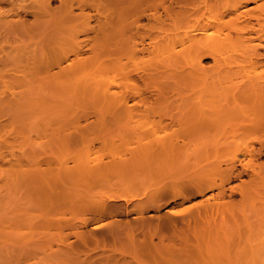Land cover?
<instances>
[{
  "label": "bare ground",
  "instance_id": "obj_1",
  "mask_svg": "<svg viewBox=\"0 0 264 264\" xmlns=\"http://www.w3.org/2000/svg\"><path fill=\"white\" fill-rule=\"evenodd\" d=\"M18 1L0 0V75L20 73L24 90L5 100L0 97V109L18 110L28 100L37 107L51 104L44 100L52 90L47 91L50 83L58 86L59 91L53 90L56 98L93 97L95 87L64 85L90 67L109 62L113 91L109 101L96 102L110 110L111 138L129 153L127 168L81 165L51 176L49 194L39 202L85 212L78 225L58 223L69 230L63 229L60 242L71 247L68 239L73 236L84 248L79 251L84 264H103L101 259L108 264L123 248L137 261L149 256L158 263L209 264V249L226 241L232 205L225 198L237 190L246 199L264 189V162H259L264 139L245 140L249 133L264 134V0H59L57 8H52L53 0ZM27 16L33 23L26 22ZM76 26L79 30L72 32ZM38 30L53 36L36 38L30 54L17 55V40ZM88 33L93 36L79 41L73 59L57 47ZM146 58L151 65L147 71L136 63L128 66V60L141 64ZM137 116L160 120L146 127ZM165 116L167 122L161 120ZM78 120L68 132L58 126L61 132L44 147L69 150L85 142L88 124ZM232 148L243 150L246 158L223 164L216 160ZM47 157L41 161L49 166ZM234 181L242 184L228 186ZM100 186H126L141 197H90ZM197 196L204 199L183 210L173 208ZM167 207L174 210L146 216ZM132 214L133 220L121 219ZM107 219L112 220L95 225ZM89 225L91 230H82ZM21 237L19 230L0 231V244H14ZM0 253L9 254L6 248Z\"/></svg>",
  "mask_w": 264,
  "mask_h": 264
},
{
  "label": "rangeland",
  "instance_id": "obj_2",
  "mask_svg": "<svg viewBox=\"0 0 264 264\" xmlns=\"http://www.w3.org/2000/svg\"><path fill=\"white\" fill-rule=\"evenodd\" d=\"M25 1L28 2V0ZM18 2H21V0ZM59 5V0H53L51 2L52 8ZM25 19L28 24H31L30 21H34L32 20V16H27ZM145 22L144 20L143 23ZM91 23L94 24L95 21L93 20ZM79 28L78 26L74 27V31L72 32L79 30ZM41 31L42 33H40ZM37 32H35V35L33 34L34 36H31L32 34L22 35V38L17 40V55L30 54L31 51L29 49L32 50L35 47L33 44L40 40V38H43L42 35H44V37L49 35L44 34V30H40V32L38 30ZM54 35L59 36L60 34L54 33ZM52 36L53 34L51 35L50 33L48 37ZM89 36L91 37L93 34H79L77 38L73 40L67 38V41L62 43L63 46L60 44L57 45V47L61 46L62 52L68 54L70 59H73L72 53L77 50L79 41ZM36 38H38V40ZM26 45L28 46L26 47ZM87 45H89V43ZM86 51L87 52L83 54L84 56L89 53L88 50ZM16 54L15 52L13 53V55ZM1 55H4V53ZM146 60L147 61L141 64H139L138 61L133 62V60H128L127 63L130 68L135 67L136 63L137 68L140 67L147 71L151 68V65L148 58H146ZM126 61L125 58L122 59V62ZM207 63H209V61H207ZM87 71L88 70L79 73V77H75L74 80L72 79L71 82L73 84L67 85L71 83L69 81L65 83L64 86L71 88L75 84L79 85V87H95L98 91L93 97L87 95L86 98H78L76 100V98L64 95L63 97L56 98L57 95L55 92L53 93V90L56 89L59 91V89H57L58 86H56L55 83H50L51 85H48L52 88L49 86L50 89L47 91L52 90L51 92H46V95L49 93L50 95L48 94V96L51 97L44 96V100L46 103L50 102L51 104L37 107L32 103V100H28L29 102L27 101L28 103L26 106L18 110L0 109V231H9L12 229L19 230L22 233V237L17 239L14 244L6 246L0 244V249L6 248V251L9 252V254L0 253V264H84L83 260L85 257L79 252L84 248L79 245L73 236H69L68 239V242L72 243L71 247L63 245L60 242L63 236L62 231L65 229L64 231L68 232L69 230L64 228V225L60 226L58 224L66 223L68 225H78L85 213L84 210H80V208L58 210L57 207L43 205L39 201L46 193L49 194L48 185L53 182L51 176L56 174L59 169H65L66 167L74 168L81 165L93 166L97 164L110 168V170L116 167L127 168L129 166L127 162L129 158L128 151L120 147L118 142L111 138L112 133L111 130L108 129L110 126V119H108L110 118V110L103 109L104 104H100L103 101H109L113 91L112 65L106 62L104 66L95 65V67L89 68L91 72ZM8 74L7 76L4 74V76L0 75V97L4 98V100L7 99V96L11 98L14 94L18 96L24 90V85L22 86L24 81L21 74ZM12 75H14V78ZM80 75H82V77H80ZM19 77H21L22 82ZM17 80H19L20 83ZM18 85H20V87ZM59 86H62L61 88L64 87L62 84H59ZM51 93L55 95V98L54 95L52 97ZM44 100L42 101L45 102ZM96 101H101L99 104L102 107L98 105ZM104 110L107 115L103 112ZM100 112H102L101 115ZM83 116H86V118ZM103 118L104 120L107 119L108 124L106 120H102ZM59 119L62 121L61 123H57ZM99 119L103 126L100 125L101 123H98ZM136 119L139 121L144 119L147 122L146 127L154 126L160 120L159 117L156 116L148 117L147 119L142 116H137ZM76 120L82 125L86 124L87 121L88 125H86V127L88 131L85 132L87 137L85 142L80 141L70 147L69 150H65L58 146L57 149L54 144H51L54 147H50V145L44 147V145H47L46 141L48 138L50 139L55 133H59L58 131L60 129H57L58 126L61 127L62 132V128H64L65 132H68L72 129V123ZM161 120L167 122L168 118L165 116L162 117ZM64 123L66 125L63 127ZM93 123L95 127L92 125ZM104 123H106L105 125L107 127ZM97 124L99 125V129L102 127L101 130L97 129ZM106 129L109 132L106 131ZM255 139H264V134L257 132L249 133L245 136L246 141H254ZM255 145L257 146V144ZM45 151H47L49 156ZM45 154L46 157H50L52 161L49 166H47L44 161H41L46 158L44 157ZM40 155L41 157L44 155V158H38ZM243 158H246L243 150L240 148H232L220 152L216 160L223 164L225 161L228 162L233 159ZM39 159L41 162H38ZM259 162H264V157L260 158ZM109 177H111V181H115L116 179L112 176ZM243 180L248 183L250 189L252 184L248 182L249 178L244 177ZM241 184L240 181H234L228 186L238 187ZM228 186L226 187L228 188ZM228 191L229 190L226 192L228 193ZM111 193H121L126 197H130L134 196L137 191L133 192L126 186H121L120 188L100 186L92 189L89 195L90 197L98 198L105 197ZM139 193L141 194V191H139ZM136 195H138L140 199L141 196L138 193ZM203 199L204 198L201 196H197L173 208L176 210H183L185 207L187 208L188 206L190 207L191 204L193 205L194 202ZM137 200L138 197L135 201ZM225 200H231L232 205V215L228 217L226 224V241L221 246L209 249V264H264V189H258L257 192L252 193L251 196L246 199H242L241 195L236 190L231 195V198L226 197ZM170 208L171 207H167L165 210L149 211L146 216H150L151 214L162 215L165 214L167 210L173 209ZM135 217L136 216L132 214L121 219L133 220ZM111 220H102V222L99 221L95 223V225L107 223ZM91 227L92 226L89 225L86 228H82V230H91ZM155 240L154 241L157 242V239ZM128 251L129 250L126 248H123L122 253L115 252V257L111 258L108 264H166L155 262L149 256L143 257L137 261L129 256ZM100 252L101 250L99 249L91 253L95 254ZM96 259L98 261L101 258L97 257ZM99 261H104L103 264H107L105 259ZM183 261L184 260H180V264H190L183 263Z\"/></svg>",
  "mask_w": 264,
  "mask_h": 264
}]
</instances>
